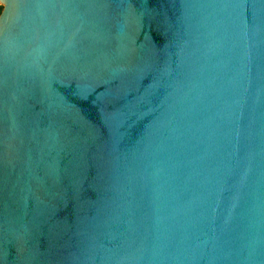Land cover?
<instances>
[{"label": "water", "instance_id": "95a60500", "mask_svg": "<svg viewBox=\"0 0 264 264\" xmlns=\"http://www.w3.org/2000/svg\"><path fill=\"white\" fill-rule=\"evenodd\" d=\"M0 4V264H264V0Z\"/></svg>", "mask_w": 264, "mask_h": 264}, {"label": "trees", "instance_id": "16d2710c", "mask_svg": "<svg viewBox=\"0 0 264 264\" xmlns=\"http://www.w3.org/2000/svg\"><path fill=\"white\" fill-rule=\"evenodd\" d=\"M2 8H3V6L0 4V12H1Z\"/></svg>", "mask_w": 264, "mask_h": 264}]
</instances>
